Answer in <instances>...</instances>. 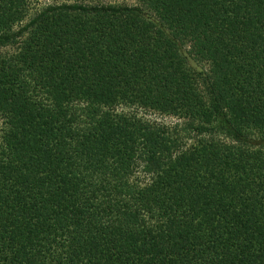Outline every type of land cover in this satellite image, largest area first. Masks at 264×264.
<instances>
[{"label":"trees","instance_id":"trees-1","mask_svg":"<svg viewBox=\"0 0 264 264\" xmlns=\"http://www.w3.org/2000/svg\"><path fill=\"white\" fill-rule=\"evenodd\" d=\"M138 2L0 0V264H264V0Z\"/></svg>","mask_w":264,"mask_h":264},{"label":"rangeland","instance_id":"rangeland-1","mask_svg":"<svg viewBox=\"0 0 264 264\" xmlns=\"http://www.w3.org/2000/svg\"><path fill=\"white\" fill-rule=\"evenodd\" d=\"M53 0H29L30 3V13H32L35 9H38L48 3H51ZM90 3H114V4H127V5H137L139 2L138 0H87ZM185 48H183V52H185ZM188 64L192 69H195L197 71H206L207 70V64L202 61L195 60L192 57L188 56ZM137 112L139 116H142L146 119H150L151 121H156L158 123H164L169 126H172L176 122H183V119H179L174 115H167L158 113L156 111L152 110H144V109H133ZM191 139L193 141L194 136L193 134H190ZM190 142V140H188Z\"/></svg>","mask_w":264,"mask_h":264}]
</instances>
